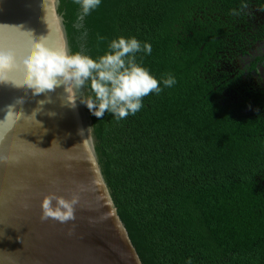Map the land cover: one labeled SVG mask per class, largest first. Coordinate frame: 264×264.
<instances>
[{
	"label": "trees",
	"instance_id": "1",
	"mask_svg": "<svg viewBox=\"0 0 264 264\" xmlns=\"http://www.w3.org/2000/svg\"><path fill=\"white\" fill-rule=\"evenodd\" d=\"M57 12L70 55L98 59L120 37L152 47L135 59L162 91L135 115L85 105L144 264H264V0H101L82 22L59 0Z\"/></svg>",
	"mask_w": 264,
	"mask_h": 264
},
{
	"label": "water",
	"instance_id": "2",
	"mask_svg": "<svg viewBox=\"0 0 264 264\" xmlns=\"http://www.w3.org/2000/svg\"><path fill=\"white\" fill-rule=\"evenodd\" d=\"M58 4L0 0V49L21 62L9 75L11 83L0 84V264H144L101 174L79 92L73 107L63 87L40 96L17 87L24 84L22 59L33 42L66 48L70 55ZM48 97L52 103L36 114L38 102ZM59 101L69 108H58L54 119ZM53 193L79 195L74 221L41 220L42 201Z\"/></svg>",
	"mask_w": 264,
	"mask_h": 264
},
{
	"label": "clouds",
	"instance_id": "3",
	"mask_svg": "<svg viewBox=\"0 0 264 264\" xmlns=\"http://www.w3.org/2000/svg\"><path fill=\"white\" fill-rule=\"evenodd\" d=\"M75 3L80 5L78 21L82 22L84 17L99 7L101 0H75ZM79 26L82 27V23ZM142 51L150 55L151 45H142L134 37H120L110 42L109 51L105 55L93 59L81 52L69 55L66 48L54 49L40 40L33 42L22 59L24 84L15 86H26L33 96L46 95L63 87L65 102L75 107L77 93L87 85L93 96L80 102L95 117L102 118L107 112L117 119H123L129 114L135 115L142 108L143 97L162 91L161 82L136 63V54ZM20 66L21 62L14 52L0 49V84L11 83L9 75ZM162 82L165 87H172L176 83L170 75ZM46 103H52L50 97L39 101L40 107L34 112H40ZM79 200L78 194H73L71 199L54 193L45 196L41 204V220L53 219L61 224L74 221ZM71 234L72 230L69 231V235Z\"/></svg>",
	"mask_w": 264,
	"mask_h": 264
},
{
	"label": "rangeland",
	"instance_id": "4",
	"mask_svg": "<svg viewBox=\"0 0 264 264\" xmlns=\"http://www.w3.org/2000/svg\"><path fill=\"white\" fill-rule=\"evenodd\" d=\"M87 99V89L84 87L83 89H81L78 93V102L79 104L83 107L84 110L85 109V104L81 103V100H86ZM90 125V124H89ZM90 127V126H89ZM91 135H92V131H91ZM93 138V135H92ZM93 144H94V139H93Z\"/></svg>",
	"mask_w": 264,
	"mask_h": 264
},
{
	"label": "bare ground",
	"instance_id": "5",
	"mask_svg": "<svg viewBox=\"0 0 264 264\" xmlns=\"http://www.w3.org/2000/svg\"><path fill=\"white\" fill-rule=\"evenodd\" d=\"M58 89V88H57ZM62 107H65L67 109V106L65 104H61L60 101H59V104L58 103H55L54 102V119H56V113L58 111V108L60 109H63ZM68 110V109H67ZM58 117V116H57ZM74 117L72 116L71 114V117L69 118L71 124L75 125V120L73 119ZM58 120V119H57Z\"/></svg>",
	"mask_w": 264,
	"mask_h": 264
},
{
	"label": "flooded vegetation",
	"instance_id": "6",
	"mask_svg": "<svg viewBox=\"0 0 264 264\" xmlns=\"http://www.w3.org/2000/svg\"><path fill=\"white\" fill-rule=\"evenodd\" d=\"M66 106H67V109L69 108V106H68V104H66ZM72 114V113H71ZM73 117H75L74 115H73Z\"/></svg>",
	"mask_w": 264,
	"mask_h": 264
}]
</instances>
